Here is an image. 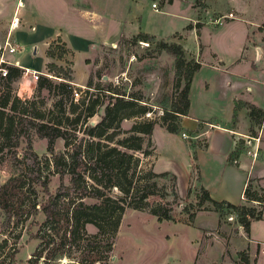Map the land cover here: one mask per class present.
<instances>
[{"label":"rangeland","instance_id":"1","mask_svg":"<svg viewBox=\"0 0 264 264\" xmlns=\"http://www.w3.org/2000/svg\"><path fill=\"white\" fill-rule=\"evenodd\" d=\"M151 1L158 3L159 11L150 8ZM172 1L171 6L166 5ZM91 12L98 15L89 14ZM228 12L233 14L232 19L219 25L212 23L213 17ZM20 16L32 22L36 18L48 21L54 27L85 35L93 41L94 47L87 51L76 49L74 53L65 51L60 59L52 57L55 67H51V72L46 66L38 70L49 72L52 75L49 79L54 84L62 80L55 75L63 76L70 69L71 81L68 82L79 91L78 99L71 96L73 102L77 103L81 97L86 99L94 86L107 82L115 85L120 93L140 97L139 103L149 109L140 117L122 119L119 123L122 135L128 134L136 121L145 118L156 121L149 135V154L144 158L143 166L159 174L154 178L156 186L161 187L157 193H164L163 197L159 194L150 196L149 202L170 207L172 220L157 221L147 209L125 210L106 264H264V253L261 252L264 248V203L242 198L236 203L251 209L253 216L261 212L256 220L247 216L250 232H245L238 222V210L223 206L214 210L201 194L205 190L212 199L225 200L214 198L223 196V190L236 198L240 182L238 175L225 171L224 167L230 166L243 172L244 187L264 201V0H0V52L6 41L11 43L13 40L12 30L10 32L13 23L15 29L22 26L14 30L16 34L28 38L29 28L23 26ZM119 22H122L121 30L116 34ZM176 30L178 32L167 37L153 35ZM109 31H112L110 39L101 43V38L106 39ZM140 31L153 36L145 42L137 36L142 33ZM192 31H198L196 37L191 35ZM16 40L20 50L12 56L40 68L41 42ZM160 43L180 45L185 58L197 60L202 67L192 77L189 113L180 117L177 133L165 131L158 120L162 110L175 101L177 92L174 88V57ZM34 44L38 47L35 56L30 58L27 47ZM237 45L238 52L224 58L232 55ZM60 46L52 47L54 54L65 49ZM223 64L242 66V71L234 73L240 84L229 101L227 97L236 87L231 83L224 88L222 75L217 74L224 71ZM19 69L18 77L10 84L11 94L21 100L33 101L35 108L44 113V119L56 115L63 121L59 111H49L60 97V89L53 86L38 89L37 80L29 73L21 78L22 69ZM3 91L0 81V94ZM247 104L254 105L259 112L250 117ZM64 105L67 107L68 101L65 100ZM98 112L85 122L93 125ZM15 120L18 121L17 130H30L26 121L19 120L16 115ZM213 130L221 134L214 137ZM31 133V151L41 160L47 155L46 137ZM180 133H185V137ZM12 140L17 142L15 157L24 160L28 156L26 140L21 136ZM211 140L231 143L232 149L225 155L223 164L221 151H215L217 153H212L215 157L206 158L200 167L199 155L206 151L207 141ZM52 149L62 151L61 137L53 140ZM250 149L255 150L254 158L246 155ZM29 162L33 163L32 159ZM45 172L42 169L40 175ZM8 174L2 164L0 185ZM58 184V175H50L46 186L48 193L53 194ZM45 197L44 192L37 193L38 200ZM83 201L90 203L93 200L85 198ZM192 212L193 218L189 220ZM5 219L6 215L0 210V240L7 238L0 246V264H42L41 260L33 259L32 254L38 244L35 233L43 215L36 212L22 227L14 226V223L6 227ZM85 229L88 233L95 230L90 224ZM58 264L71 263L63 258Z\"/></svg>","mask_w":264,"mask_h":264},{"label":"trees","instance_id":"2","mask_svg":"<svg viewBox=\"0 0 264 264\" xmlns=\"http://www.w3.org/2000/svg\"><path fill=\"white\" fill-rule=\"evenodd\" d=\"M137 36L145 42L152 38L144 33ZM59 43L58 38L50 41L46 56L62 58L68 51L66 48L56 54L52 51V47L63 46ZM160 46L174 57V88L177 92L175 101L168 109L162 110L158 120L165 131L177 133L180 117L188 111L191 78L199 63L193 58L186 59L178 44L160 43ZM52 62L45 65L49 72L51 67H55ZM19 71V67L7 65L6 76L0 78L4 90L0 94V166L5 164L9 173L0 185V210L6 215V227L10 223L22 227L36 212L43 215L35 233L38 244L32 254L33 259L41 260L42 264H58L63 258L71 264H106L125 210L147 209L157 221L172 220L170 207L149 202L150 196L159 194L163 197L164 193H157L161 187L156 186L154 178L159 174L143 166V160L149 154V135L156 121L141 119L130 126L128 134L122 135L120 132L122 119L140 117L149 111L139 103L140 97L120 93L115 85L105 82L94 86L86 99L81 97L75 103L72 101L74 96H71L73 92L79 94V91L68 82L71 81L70 69L63 76L55 75L62 80L54 84L49 79L52 75L45 72L50 77L38 75L37 88L53 86L60 89V97L52 103L49 111H59L63 121L57 119L56 115L44 119V113L35 108L33 101L21 100L11 94L10 84L18 77ZM65 100L68 101L67 107ZM247 107L250 117L259 112L252 104H247ZM97 112L98 119L93 125L85 122L86 118ZM15 115L19 120L26 121L30 130H17ZM31 132L46 137L47 155H43L41 160L31 151ZM19 136L27 142L28 156L24 160L15 157L17 142L12 138ZM57 137L63 139V149L54 152L52 144ZM31 159L33 163L30 164ZM42 169L46 171L44 175H40ZM53 174L58 175L59 184L50 194L46 186L49 176ZM63 178H66L65 184ZM39 192H44L45 199H37ZM242 193L244 201L264 203L249 188L244 187ZM171 194L175 196L173 190ZM201 194L214 210L222 206L238 210V222L245 232L249 231L247 216L253 220L260 218L261 212L253 216L251 209L244 204L217 201L205 190ZM85 198L93 201L84 202ZM192 218L193 212L189 214V220ZM88 224L93 226L94 232L86 231ZM6 241V237L2 238L0 246Z\"/></svg>","mask_w":264,"mask_h":264},{"label":"crops","instance_id":"3","mask_svg":"<svg viewBox=\"0 0 264 264\" xmlns=\"http://www.w3.org/2000/svg\"><path fill=\"white\" fill-rule=\"evenodd\" d=\"M20 2L22 3V1H20ZM172 4H173V1L170 2V3H167L166 5L167 6H171ZM89 14L98 15L95 12H91ZM20 17L22 19L23 26L26 25V28H29V30H28L29 34L27 35L28 36L27 39H25L23 35L22 36H18L16 34V31H17V29L21 28L22 26H20L19 28H16V29H15V27H13L15 25L14 23H13V26H11L10 32L12 30L13 40H12L11 43L6 41L7 42V44H6L7 46H5V48L6 47H11L13 49L11 51L4 50L5 52L4 51L2 52L3 53L2 54L3 58L10 65L19 67L21 69L22 68H29V69L35 70V71H38V70H41V69H45L46 63L51 62V58H49L45 54L46 48L48 47L49 42L55 40L56 38L59 39V42L63 44V47H65L66 50H68L69 53H74V50H76V49H79V50L83 49V50L87 51V49L89 47H94V45L92 44L93 41L89 40V38H87V36H85V35H82V34H79V33L71 34L66 29H62L60 27H54V25H52L48 21L46 23L43 20H39V19L36 18V19H33V22H32V21H30V19H28L26 17H22V16H20ZM94 20L95 19H93L91 21L94 22ZM246 20H249V19H246ZM249 22H251V21H249ZM121 23L122 22H119L118 26L115 28L116 34H118L119 31L121 30ZM34 25L36 27H34ZM243 27L245 29V25H243ZM14 30H16V31H14ZM137 30H139V26L137 27ZM50 31H52V32H50ZM111 32L112 31H109V33L107 35L108 37L106 39H105V37L101 38V40H100L101 43L104 44L105 42H107L110 39ZM140 32H142V31H140ZM176 32H178V31L177 30L173 31V32L170 31V32L163 33V35H161L159 32H156V33H153V35H157V36H161V37H167V36H171V35L175 34ZM142 33H145V32H142ZM150 35L153 36L152 34H150ZM191 35L196 37V35H197L196 31H192ZM200 36H202L201 33H200ZM16 39H20L24 43H33L35 41H40L41 42L39 47H41L42 65H41L40 68L39 67H35L34 64H31L29 62L28 63L21 62V60H19L17 58H14L12 56V54L14 52L20 50V47L16 43V41H17ZM37 47H38L37 44H34V45H31L30 47H27L28 51H29L27 53V56L30 57V58L34 57ZM213 48L215 49L216 47H213ZM238 48L239 47L237 45V47L234 50L235 52H233L232 55H230V56H224L222 54V52L220 50L219 51L221 52V55L224 56V58H226V57L234 56L238 52ZM194 53H195V56H196L197 53L196 52H194ZM214 53L216 54L217 58H220V55L217 52H214ZM195 61H197V60H195ZM220 66H222V65L220 64ZM223 66H224V69H223L224 71L218 72L217 74H221L222 75L223 82L225 84L224 88H228L231 83H234L233 87H236V89L232 93H230V95L227 97V100L229 101V99L232 98L231 94H233L237 90V88L239 87L238 84H240L239 82L236 81L238 78H236V76H234L235 75L234 73H236L235 71H240V70L242 71V66L241 67L240 66L239 67H234L235 65H233V64H231V65L223 64ZM200 68H202V67L200 66V63H199V68L195 72H197ZM194 73H193V75H194ZM193 75H192V77H193ZM191 81H192V78H191ZM190 85H191V83H190ZM189 89H190V87H189ZM188 95H189V92H188ZM241 100H245V99H241ZM189 105H190V101H189ZM188 113H189V107H188ZM184 124H185V126H189L187 123H184ZM213 131H214V137H217L218 134H221L219 131H216V130H213ZM231 149H232L231 143H227V142L226 143H224V142L221 143V142H217L215 140L207 141L206 151H204V153L201 152L200 155H199V158H198L199 166L202 167L201 163L204 162L206 160V158H209L211 156L215 157V155L212 154V153H217L215 151H218V152L221 151V155H222L221 160H222V164H223L225 155L227 153H229ZM204 165H205V163H204ZM241 166H242V168L245 167V166L243 167V165H241ZM224 168H225L226 172H229V173L231 172L233 174L238 175V181L240 183L238 184V194H237L236 198H233L232 196H230V194L224 192L223 190H222V193H224L223 196L221 195V196L215 197L214 195L211 194V192H210V194L212 196H214V198L225 199V200H228V201L236 204V203L239 202V199L241 197V193H242L243 188H244V184H243L244 183L243 182L244 175H243V172L241 170L237 169V168H231L230 166H229V168L228 167H224ZM202 185L206 189H208L204 184H202ZM249 232H250V225H249ZM251 239L255 240L253 238H251Z\"/></svg>","mask_w":264,"mask_h":264},{"label":"built area","instance_id":"4","mask_svg":"<svg viewBox=\"0 0 264 264\" xmlns=\"http://www.w3.org/2000/svg\"><path fill=\"white\" fill-rule=\"evenodd\" d=\"M150 8L153 10V11H159V7H158V3L156 1H151L150 2ZM234 16L231 12H228L224 15H221V16H217V17H213L212 18V23L213 24H222L226 19H232ZM7 42H5V45H2L3 48V51L5 50V46ZM13 48L11 47H7V51H11ZM2 51V52H3ZM2 52H0V78H3L6 76V64L10 65L2 56ZM30 74L32 79L33 80H36L37 79V76L38 75H45V76H50L49 74L47 73H42V72H39V71H35V70H31V69H28V68H22V74L20 75L21 78H24L27 74ZM73 96H74V99H77L78 98V93L77 92H73ZM180 136L182 137H185V133H180ZM246 155L249 157V158H254L255 157V150L254 149H250V150H247L246 152ZM240 198H243L242 197V194H241V197ZM261 252L264 253V248H262Z\"/></svg>","mask_w":264,"mask_h":264}]
</instances>
